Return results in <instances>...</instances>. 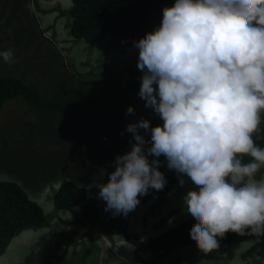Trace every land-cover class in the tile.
<instances>
[{"label": "clouds", "instance_id": "clouds-1", "mask_svg": "<svg viewBox=\"0 0 264 264\" xmlns=\"http://www.w3.org/2000/svg\"><path fill=\"white\" fill-rule=\"evenodd\" d=\"M133 47L142 73L138 96L163 123L151 127L147 119H135L136 106L117 107L121 133L131 135V148L115 158L107 183L98 186L105 211L126 216L139 205L138 197L150 189L162 191L167 184L158 170L163 156L181 186L184 176L195 186L184 198L195 221L189 232L192 245L210 253L225 233L264 235V181L255 179L264 169V148L253 138L264 113V0H174L162 9L160 26ZM0 59L14 62L15 49L0 51ZM143 221L142 229L153 232L135 231L138 251L128 249L124 236L122 245H113L111 233L101 239L104 251H127L104 260L152 262L140 247L166 231L154 229L155 218L149 225L146 216Z\"/></svg>", "mask_w": 264, "mask_h": 264}, {"label": "rangeland", "instance_id": "rangeland-1", "mask_svg": "<svg viewBox=\"0 0 264 264\" xmlns=\"http://www.w3.org/2000/svg\"><path fill=\"white\" fill-rule=\"evenodd\" d=\"M50 4L45 0H0V51L8 48L15 49V60L8 64L0 59V75H11L21 79L25 84L35 87L43 103L28 104L22 98L16 97L8 100L0 110V181H11L18 184L27 196L36 202L51 220H59V223H51V227L40 228L36 231L28 230L14 237L16 245H9L0 256V264H32L39 255L46 261L56 262L55 257L66 252L69 260L76 259L79 253H84L83 246L92 244L94 251L90 252L85 263L90 264H113L107 262L106 255L114 258L122 256L127 249H111L104 251L102 248L103 238H109L112 232L106 231L109 215L112 211H105L106 202L99 201L98 186L107 183L108 174L114 171V160L119 155L130 151V136L125 138L124 134H112L113 126L105 123L106 118H119L120 112L111 109L114 105L125 110L126 105L136 106L135 119H147L150 121L154 113L144 107V101L138 96L140 83L137 91H131L127 86L130 78L128 67H132L138 74V82L142 73L137 69L138 50L131 47H123L121 53L113 52L110 47L106 50V43L110 45L109 37H103L100 43L89 50L87 44L75 40L68 31L69 20L59 17L56 10L45 9ZM62 10L69 9L70 0H58ZM59 8V7H58ZM40 11H43L40 13ZM43 13V14H42ZM30 16V18L28 17ZM36 17V18H35ZM28 18L33 22L30 23ZM36 24L39 36L38 43L20 42L16 39L17 33H27L29 28ZM55 23L54 31L49 30ZM159 26L151 28L153 31ZM20 30V31H19ZM46 37V38H45ZM41 41L48 49L41 46ZM23 44H27L24 46ZM43 45V44H42ZM92 58L96 64L85 66L84 60ZM99 62L110 64L117 63V69L109 68V71L101 69L104 67ZM123 66L124 70H123ZM93 69L92 74H88ZM127 69V70H125ZM110 73L102 76H94V73ZM80 74H85L79 79ZM130 75V76H129ZM99 107H103L99 110ZM151 114L149 118V114ZM148 139V134L142 133ZM119 137L122 140L115 138ZM119 141V142H118ZM118 142V143H117ZM83 146V150L81 147ZM104 157L107 162L103 165L97 164V158ZM92 166V167H91ZM106 166V167H105ZM96 169L93 171V169ZM264 169H260L255 177L261 179ZM72 180L78 185H84L90 196L91 206L82 203L77 212L60 214L59 211L52 217L53 195L59 188L62 180ZM183 186L174 185L168 196V205L159 212L149 213V206H144L133 211L129 215V225L125 222V230L133 233L127 243L128 249L137 250V232L141 230L143 235L149 233L150 229H142L143 218L146 216L148 225L154 220L155 228H163V232L175 227L185 220L192 219L186 208H183L175 216H172L164 225H159L161 216L167 208L185 206L184 188H195L186 176ZM179 187L183 188L178 191ZM190 191V190H189ZM176 194V195H174ZM160 195L148 200L154 203ZM98 201L99 208L98 210ZM90 209L94 216L87 217ZM72 208V207H71ZM94 209H97L95 211ZM109 213V214H108ZM166 214V213H165ZM164 214V216H165ZM70 221V222H69ZM49 222V223H50ZM63 222H69L71 226H64ZM142 222V223H141ZM93 224L91 236H85L83 224ZM86 225V224H85ZM90 226V225H89ZM87 227L89 231L91 227ZM127 226V227H126ZM99 228V229H98ZM103 229V230H102ZM41 230L40 232H38ZM91 232V231H90ZM118 232V231H117ZM112 232L113 245H122L124 240L119 233ZM153 231H151L152 233ZM149 233V235L151 234ZM107 236V237H106ZM83 237V238H82ZM82 238V239H81ZM75 239L76 243L68 244V240ZM81 239V240H80ZM140 242V241H138ZM255 241L240 242L224 248H217L210 253H199L194 245L187 248H178L170 256L165 258L168 264H245L238 260V252L251 246ZM111 243L107 244V248ZM55 251H58L56 254ZM138 251V250H137ZM146 252L145 250H143ZM51 255V256H50ZM126 256V255H125ZM134 260H139L133 254ZM143 257V256H141ZM58 259V258H56ZM145 264H164L165 261L155 263L143 258ZM61 260H64L61 257ZM241 261V259L239 258ZM185 261V262H183ZM165 262V264H166ZM134 262L132 264H143ZM38 264H43L39 261ZM80 264V263H79Z\"/></svg>", "mask_w": 264, "mask_h": 264}, {"label": "trees", "instance_id": "trees-1", "mask_svg": "<svg viewBox=\"0 0 264 264\" xmlns=\"http://www.w3.org/2000/svg\"><path fill=\"white\" fill-rule=\"evenodd\" d=\"M38 1H40L41 4L42 0ZM45 1L50 4L47 7L52 8L45 9L44 14L47 11L56 10L59 17L67 18L69 20V23L67 24L68 31L73 39L84 41L87 44L89 50H91L94 45L100 43L101 40H103V37L106 38V36H108L110 45L107 41L105 49L108 50L111 47L115 53H121L123 47L133 46V42L138 41L139 39L143 38L146 33L151 32V28L153 26H160L162 19V9L165 7H171L174 3V0H70L71 6L69 9L62 10L61 6L58 5V0ZM41 12L43 11H40V13ZM28 17L30 18V16ZM29 18L28 21L33 23L30 20L31 18ZM54 29L55 23L52 26L50 22L49 30L54 31ZM38 36L39 32L36 28V24L34 23V25L29 28L27 33H22L21 31L18 32L16 39L22 42V38L24 37L26 39V43L30 45V43H34L37 40L36 37ZM38 41L36 42L38 43ZM27 44L23 45L26 46ZM40 45L48 49L42 41ZM99 63L100 65L104 66L101 69L107 71H109L110 67H113L114 70L118 68L116 62H111L110 64L105 62ZM84 64L85 66H91V64L95 65L96 62H92V58L89 57L87 60H84ZM124 67L125 66H123V70ZM128 71L130 72L131 76L129 75L130 78L127 79V86L131 88V91H137L138 84L140 83V81L138 82V74L135 73L131 66L128 67ZM92 73L93 69H91L88 74ZM104 74H106V77L110 76V73L107 72L94 73V76L98 77ZM84 76L85 74H80L79 79ZM16 97L22 98L28 104L43 103V100L40 98V93L35 87L25 84L21 79L15 76L0 75V110L6 101ZM102 108L103 107H99V110L101 111ZM111 109L118 111L115 105L114 107L112 106ZM149 122L151 127L162 125L163 123L156 114H154V117ZM105 123H109L111 126H113L114 130L110 131L112 134L116 135L120 132L119 125L121 124V121L118 118H116V120H110L106 118ZM260 128L261 130L256 133L253 138L258 146L264 148V113L261 114ZM117 140L122 139L116 137L115 142ZM81 150H83V146L81 147ZM159 161L161 166L158 170L164 173L167 184L162 191L157 192L150 189L148 195L138 197V199H140V203L135 208V210L138 207H144L147 205L149 206V213L155 212V209H157L156 212H159L160 209H163L166 207V205H168V196L172 191V186L180 185L177 174L167 168V162L165 158L161 156ZM242 161L247 163L250 161V158L245 156L242 158ZM104 162L106 163L107 160L102 157L97 158L96 163L94 162L93 164H96V167H98L97 164L100 166V164L103 165ZM92 169L93 171L96 170L94 168ZM257 174H259V172ZM185 177L186 176H184L183 179ZM255 179L257 181L260 180L257 177H255ZM178 191L181 192L180 188ZM156 195H160L159 197H156L158 198L156 202L147 203L148 200L155 197ZM89 198L90 196L86 192V188L83 184L78 185L72 180L68 179L62 180L59 188L55 191L52 198V217H54V215L60 210H68L71 207L80 206L84 202H86L87 206H91ZM183 208H185V206L178 208H176V206L167 208V210L164 212V214L166 213L165 216L164 214L161 216V224H166V222L172 216H175ZM82 209H86L90 212L87 217L94 216V213L91 212L90 209H87L84 206ZM94 210L97 211V209ZM98 210L101 212L99 205ZM131 212H129L126 216L109 215V226L103 227V229L110 232L118 231L117 233H119V236L121 235L130 239L133 233L129 231L127 234L125 225H122V222H125L127 226L129 225L130 221L128 220H131V218H129ZM49 222L50 219L44 213L43 209L36 202L32 201L18 184L11 181H0V256L4 253L5 249L14 237L18 236L24 231H36L40 228L46 227ZM194 222V218L182 221L160 236L146 241L140 247V249L148 251L154 257L155 263L165 261V258L170 256V254L174 252L176 248H187L188 246L194 244L189 235L190 229ZM85 224H83L85 227L84 237L89 238L93 233V224ZM88 226L91 227V232L87 228ZM249 239L255 240V243L241 253V260L245 264H264V235L252 233L250 235L240 236L236 233L228 232L225 233L223 238H218L219 248L228 247ZM69 242L76 243V240H68L67 245L70 244ZM83 250H85L84 253H79V256L76 259L71 260H69L68 257L66 258V252L60 254L59 257H55L54 260H56V262L54 263L90 264L85 263V259L88 257L90 252L94 251L92 244L90 243L83 246ZM61 257H63L64 260H61ZM257 257H259V259H257ZM168 261L166 264H168Z\"/></svg>", "mask_w": 264, "mask_h": 264}, {"label": "crops", "instance_id": "crops-1", "mask_svg": "<svg viewBox=\"0 0 264 264\" xmlns=\"http://www.w3.org/2000/svg\"><path fill=\"white\" fill-rule=\"evenodd\" d=\"M260 181H264V175H262V177H261V180ZM183 189V188H182ZM186 191H189V190H194V188H184ZM78 208H79V206H74V207H72V208H70L69 210H60L59 211V215L60 214H63V213H66L67 215H69L68 213L69 212H71V215H69L70 217H71V219H70V221L73 219V213L74 212H77L78 211ZM52 222H50L49 224H48V226L46 227V229H49L50 227H51V223H58V224H60L59 223V220L57 221V220H55V219H53V220H51ZM69 221V222H70ZM69 222H63L64 224H62V225H64V226H71L70 225V223ZM41 230H39L38 232H40ZM247 242V241H246ZM10 244L11 245H14V247H15V245H16V239L11 243L10 242ZM195 246V245H194ZM245 250V249H244ZM244 250H241V251H239L238 252V260L237 261H239L240 263H243L242 261H240L239 260V258H240V254L244 251ZM57 254H58V251H55ZM201 251L199 250V253H200ZM42 255H44V254H41V255H39L37 258H35L36 260H35V262H34V260L32 261V264H38V258H39V261L41 262V263H43V264H55V263H53V259L51 258V261H46V263H45V260H44V257L42 256ZM112 263L113 264H115L116 262H114V261H112ZM165 264V263H164ZM234 264H239L238 262L237 263H234Z\"/></svg>", "mask_w": 264, "mask_h": 264}, {"label": "flooded vegetation", "instance_id": "flooded-vegetation-1", "mask_svg": "<svg viewBox=\"0 0 264 264\" xmlns=\"http://www.w3.org/2000/svg\"><path fill=\"white\" fill-rule=\"evenodd\" d=\"M36 18V17H35ZM34 23H35V21H34ZM119 119V118H118ZM120 120V119H119ZM121 121V120H120ZM122 128H123V125H122V123L119 125V129H120V133H121V130H122ZM69 210V209H68Z\"/></svg>", "mask_w": 264, "mask_h": 264}]
</instances>
